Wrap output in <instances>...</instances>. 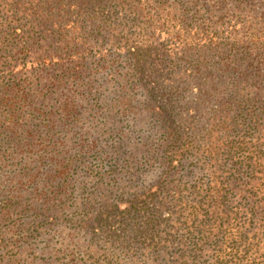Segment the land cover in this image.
Wrapping results in <instances>:
<instances>
[{"label": "trees", "instance_id": "1", "mask_svg": "<svg viewBox=\"0 0 264 264\" xmlns=\"http://www.w3.org/2000/svg\"><path fill=\"white\" fill-rule=\"evenodd\" d=\"M9 1L0 264H264V0Z\"/></svg>", "mask_w": 264, "mask_h": 264}, {"label": "rangeland", "instance_id": "2", "mask_svg": "<svg viewBox=\"0 0 264 264\" xmlns=\"http://www.w3.org/2000/svg\"><path fill=\"white\" fill-rule=\"evenodd\" d=\"M26 1H27V9L25 11H27L28 14L27 15H22L21 14L22 17L25 18V20H28L29 21V19H30V15H29L30 14V10L29 9H30L32 3H34L35 1L40 5V11L42 12L41 14L43 15V17L44 18L45 17L47 18L49 16V13L46 11V7H47V1H50V0H26ZM72 1L73 0H61V5H62L61 7H62V9H60V10L59 9H55V11L53 13L56 16H59L60 19L67 20V18H69L71 16L69 14H67L66 11L68 9L69 3L72 2ZM77 1H79V0H77ZM172 1H174V0H170L168 2H172ZM176 1H177L178 5H180L179 8L182 11L183 10H187L191 15H193V14H195L196 9L194 7H192V6H195L194 5L195 4V1H201V0H176ZM13 2H14V0H10L9 1V4L12 5ZM53 6L58 7L55 3H53ZM4 15H5V12L4 11L0 12V21H2V18L1 17H4L5 18ZM9 19H15V18H13V15H11L9 17ZM4 20H6V19H4ZM9 24H3V23H1L2 27L4 25V27L2 29H3V34H4L5 37H7L6 32H8L7 29L9 27ZM173 67L179 69L183 74L181 76V74L179 72L173 73L172 74V76H173L172 79L174 81H179V83L180 82L183 83V85H180V87L185 90L184 84L186 82L187 76H186V73L184 71V67H182L180 65H175ZM163 79H164V76L161 77V81H163ZM169 82L171 84H173V82L171 81V79L169 77L168 78L166 77L164 79V83H169ZM204 84H205V81H204V79L202 77H197L196 78L195 85L202 86ZM185 94H187V96L190 99H193V95L189 91L187 93L184 91V94L183 95H185Z\"/></svg>", "mask_w": 264, "mask_h": 264}]
</instances>
